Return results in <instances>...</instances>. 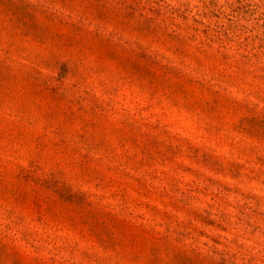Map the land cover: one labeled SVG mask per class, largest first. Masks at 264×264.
Returning a JSON list of instances; mask_svg holds the SVG:
<instances>
[{
  "label": "rangeland",
  "instance_id": "rangeland-1",
  "mask_svg": "<svg viewBox=\"0 0 264 264\" xmlns=\"http://www.w3.org/2000/svg\"><path fill=\"white\" fill-rule=\"evenodd\" d=\"M0 264H264V0H0Z\"/></svg>",
  "mask_w": 264,
  "mask_h": 264
}]
</instances>
